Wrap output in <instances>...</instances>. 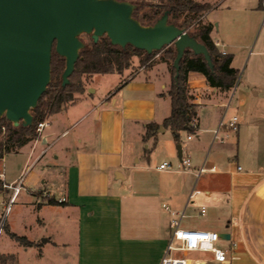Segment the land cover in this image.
<instances>
[{"label": "crops", "instance_id": "0c3cea01", "mask_svg": "<svg viewBox=\"0 0 264 264\" xmlns=\"http://www.w3.org/2000/svg\"><path fill=\"white\" fill-rule=\"evenodd\" d=\"M194 1L210 4L214 9L224 0ZM258 9L263 11L262 0L259 2ZM208 13L203 19L207 21L206 23H212L208 20ZM212 39L214 42H221L213 37ZM221 43L223 46L218 48L219 51L224 50L232 55L227 46ZM153 60V65L147 67L140 64V58L135 57L133 67L137 68L136 74L110 91L107 90L98 95V89H91L93 90L91 93L89 87L84 94L76 95L77 100L74 104L68 105L48 120L49 126L45 128L42 136L20 150L29 147L27 160L21 172L24 168L28 172L26 185L30 194L23 200V205H37L39 211L59 206L84 209L101 201L108 204L110 213L118 210L122 213V200L139 199L132 197L131 192L126 194V188L121 186L127 180L125 171L134 168L131 163L135 156L134 136L142 135L143 140L148 124L155 123L162 126L172 112L171 99L167 95L172 84L170 66L160 61L159 55ZM141 72L145 74V78L136 80V76ZM189 86L193 102L198 105L196 120L198 131L195 141L201 145L202 149L208 143L213 148L216 145L213 144L214 131L226 117L231 104L232 98H229V95L235 96L237 92H232L234 88L230 92H223L211 87L206 77L198 72L189 74ZM253 95L258 96L259 92L243 91L238 96L237 111L241 123L237 132L238 142L241 141V128L247 123ZM226 99L229 101L227 102ZM206 109L209 110L206 111ZM217 110H221V113L219 114ZM260 111L261 108L256 109V112ZM79 125L77 134L67 143L60 144L70 135L69 131ZM263 128L260 126L257 129L252 159L247 167L241 165L239 149L236 154L223 152L224 148L220 147L228 145V142L218 144L220 147L212 158L207 151L205 153L196 151L199 146L185 151L184 146L180 145L182 157H189L192 160L194 170L203 166L208 169L215 167L216 170L203 174L199 180L195 171L166 172L174 181L164 187L168 205L174 211H185L186 217L193 214L216 216L222 223L226 222L227 230L222 233L231 234L232 241L238 238V233L244 225H264ZM168 131L171 130L165 129V132H162L160 129L155 137L146 142L157 140L159 135ZM169 147V157L176 158L177 166H179L181 161L179 153L175 152L172 144ZM229 151L232 152V148ZM0 160L3 161L4 158ZM239 167L242 169L239 170ZM205 177L208 180L203 182L204 185L201 188L200 181ZM4 178L5 174L0 179L9 184ZM19 178H21L20 175L17 179ZM113 181L121 184L118 190L111 187ZM195 189L201 191L198 196L204 193L208 197L214 195L212 205L209 207L205 204L198 205V196L193 203L189 202V196ZM55 190L62 193L59 199L62 197L67 199L64 204H60L59 199L57 200ZM9 195L10 191L7 198L3 197L4 200L9 199ZM48 197H54L59 203L50 204ZM142 197L147 203H144L143 217L139 218L138 215V220L133 218L136 222L135 227L132 226L133 230L126 232L119 229L112 235L101 237L98 242L95 239L82 241V256H85L84 250L96 249L100 253V256H92V252L89 251L82 259L83 264H160L171 236L172 217L162 206L166 203L160 205V202L155 199L158 196ZM203 207L206 208L205 214H202ZM162 211L165 213V220H163ZM195 224L198 223L182 227L181 221V227L184 229L215 231L209 228L203 229ZM204 258V264H217L206 256ZM231 260L233 261L232 257Z\"/></svg>", "mask_w": 264, "mask_h": 264}, {"label": "rangeland", "instance_id": "374dc122", "mask_svg": "<svg viewBox=\"0 0 264 264\" xmlns=\"http://www.w3.org/2000/svg\"><path fill=\"white\" fill-rule=\"evenodd\" d=\"M132 1L142 2L143 4L166 2V0ZM259 2L260 0H224L217 8L212 9L207 16L208 20L215 25L212 37L223 42L228 51L232 52L233 66L239 70L237 84L232 90V92L237 93L235 96L229 95V98L232 99L224 120L227 122L233 116H238L237 108L240 92H259L258 96L253 95L247 123L241 128V141L238 142L236 132H230L228 145L220 147L216 144L211 148L210 143H208L202 149L201 145H198L195 141L197 133L183 132L180 143L175 141L171 131L162 133L157 140L153 139L146 143L143 142L142 135H135L133 140L136 142L133 150L135 156L131 162L134 168L125 171L127 180L122 185L113 181L111 186L114 190H118L119 185H121L127 190V193H123L128 194L131 192L132 197L139 198L136 200L132 198L122 200V213H119L118 210L111 212V214L107 208L108 204L101 201L84 209L59 206L39 211L37 205L22 204L26 196L30 194L27 188L23 189L6 215L5 224L0 235V264H83L82 259L90 250H84L85 256H82V241L95 239L98 242L101 237L112 235L119 229L126 232L131 230L132 226L135 227L134 224H136L133 218L136 220L141 218L144 212V203H147L146 200L142 199V196H158L155 199L160 202V205L163 203L168 204L164 187L174 181L171 175L166 173L170 171H161L158 168L164 161L170 162L174 168L178 167L177 159L169 157L170 144L173 145V149L177 154L179 153V145L184 146L185 151L192 148L196 149V146H199L196 151L199 153L207 151L210 158L214 157L219 147L224 148L223 152H234L235 154L239 149L241 165L248 166V162L252 159L254 140L257 139V129L260 126L264 127V12L258 9ZM206 22L203 19V23ZM197 23L198 21L184 29L194 31L197 28ZM81 38L86 44L90 42L88 35H83ZM141 60L143 61L144 58L140 59V64L144 65ZM126 71L124 76L114 73L107 76L84 77L85 88L90 87L89 92L91 93H93L91 89H98V95L104 91H110L118 84L124 83L125 80L133 77L137 68L132 66ZM93 78H95L94 81ZM143 78H145L143 72L136 76V80ZM257 108H261V111L256 112ZM217 112L220 114L221 110H217ZM79 128L80 125L77 128H72L69 131L71 132L70 135L64 138L60 144L67 143L77 134ZM189 135H194V141L188 140ZM231 148L232 152L229 151ZM28 152L29 147L18 153L8 154L3 161L0 160V172L5 174L4 180L7 183L11 184L19 175L26 179L28 175L26 168L23 172L21 171L27 160ZM206 180L208 178H202L199 187L202 188L203 182ZM54 193L57 200L62 195L57 190ZM8 194L9 191L2 193L1 196L7 198ZM5 201H8V199ZM213 201L214 195L208 197L204 193L197 197L198 205L205 204L209 207ZM2 211L4 210L0 207V214L3 213ZM162 212L163 220H165V213ZM191 223H198L195 225L201 226L203 229H213L218 233L227 230L226 222L222 223L212 214L188 216L182 220V227L191 225ZM233 241L226 240L218 243V247L228 251L233 258L231 264H264V225H244L238 233V238ZM90 252H92V256H100L96 249L94 251L91 249ZM203 256L208 257L210 261L213 260L211 255L204 254Z\"/></svg>", "mask_w": 264, "mask_h": 264}, {"label": "water", "instance_id": "95a60500", "mask_svg": "<svg viewBox=\"0 0 264 264\" xmlns=\"http://www.w3.org/2000/svg\"><path fill=\"white\" fill-rule=\"evenodd\" d=\"M135 10L132 2L119 0H0V119L5 117L15 127L33 125L32 110L51 83L53 51L66 60V88L86 47L83 35L95 43L107 36L113 46H133L149 55L174 45L176 79L186 50L202 55L214 70L208 48L170 23V11L145 26L134 17ZM178 152L182 158L180 145ZM221 237L230 240L231 234Z\"/></svg>", "mask_w": 264, "mask_h": 264}, {"label": "trees", "instance_id": "16d2710c", "mask_svg": "<svg viewBox=\"0 0 264 264\" xmlns=\"http://www.w3.org/2000/svg\"><path fill=\"white\" fill-rule=\"evenodd\" d=\"M130 1V0H119ZM136 5L134 17L143 25L151 26L166 11H170V23L179 28H187L191 24L197 23L194 31H188L192 36H196L209 50L214 70L208 66L202 55H195L193 51L186 50L180 63L181 69L178 79L176 70L173 66L177 56L174 45L166 48L161 53L149 55L145 51L135 49L133 46L121 48L113 46L107 36L102 37L98 43L90 37V42L85 43L86 47L80 53V59L76 64L74 74L70 78V84L63 88L62 75L66 67L65 58L60 57L56 51L52 55V78L51 83L39 101L38 107L32 110L34 118L33 125L15 127L5 117L0 119V159L12 153H18L24 146L39 138L37 126L40 122L49 120L51 117L61 112L70 104L76 102V95L86 92L84 77L105 76L109 74H124L133 66L135 57L144 58L143 64L151 67L154 57L159 54L160 61L170 66L172 73V84L167 93L171 99L172 112L162 126L151 123L146 126L144 142L155 137L161 127L170 129L176 142L180 143L183 132L189 134L197 133L192 128V123L197 120L198 105L193 102L190 94L189 74L191 72L202 73L209 85L220 89L223 92H230L235 88L239 70L232 66L233 56L223 55L216 47L211 34L214 30L212 23H203V17L212 9L210 4H201L194 0H166L159 4H143L142 2L130 1ZM82 39V38H81ZM84 42V41H83ZM5 182L0 179V195L7 191L4 187ZM50 204H58L54 197H48ZM61 204V203H60ZM64 204V203H63ZM20 239L17 236H14Z\"/></svg>", "mask_w": 264, "mask_h": 264}, {"label": "built area", "instance_id": "2783aa9c", "mask_svg": "<svg viewBox=\"0 0 264 264\" xmlns=\"http://www.w3.org/2000/svg\"><path fill=\"white\" fill-rule=\"evenodd\" d=\"M262 8L264 11V0H262ZM215 45L218 48L223 46L221 42H215ZM222 54L227 55V52L223 50ZM240 124L241 123L238 116H233L227 122L223 119L220 122L218 128L214 131L213 144H226L230 137V132L237 133L239 131ZM48 126V120L40 122L38 124L37 132L39 134V137L42 136L45 128H47ZM192 128L198 131L196 121L192 123ZM193 138L194 135L188 136L189 140ZM158 169L161 171H195L197 180H199L203 174L214 172L216 170L215 167L208 169L205 166L199 168L198 170H194L193 162L189 157H182L177 168H174L170 162H163L162 164H160ZM241 169L242 168L239 167V170ZM0 177L3 178L4 174H0ZM4 187L10 191V195L8 201H5L3 196L0 195V207H2L4 210L2 211L3 213L0 214V235L5 224L6 215L10 211L12 204L15 202L20 192L23 189L27 188L26 179L25 177H21L12 184L5 183ZM200 193V190L195 189L189 196V202L193 203L195 197ZM66 201L67 199L64 197L59 199V202L61 204L65 203ZM163 208L171 215L172 220L170 223L171 236L160 264H204V254L211 255L216 263H231L232 260L228 251L218 247L219 242L226 241L221 237L220 233L202 229H184L181 227V221L186 217L185 211H174L168 204H164ZM205 213L206 208L203 207L202 214Z\"/></svg>", "mask_w": 264, "mask_h": 264}]
</instances>
